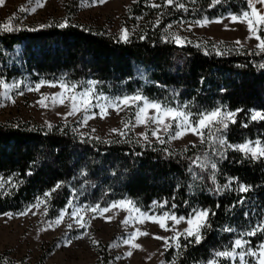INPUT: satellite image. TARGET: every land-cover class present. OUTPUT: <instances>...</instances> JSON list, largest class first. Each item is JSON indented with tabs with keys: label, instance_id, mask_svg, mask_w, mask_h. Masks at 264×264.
I'll use <instances>...</instances> for the list:
<instances>
[{
	"label": "trees",
	"instance_id": "1",
	"mask_svg": "<svg viewBox=\"0 0 264 264\" xmlns=\"http://www.w3.org/2000/svg\"><path fill=\"white\" fill-rule=\"evenodd\" d=\"M77 3L69 0L65 27L48 23L0 29V77L64 79L79 86L91 79L105 94L140 93L172 106H187L194 119L197 113L215 108L242 109L237 122L223 131V138L229 144L264 139V121L250 119L253 110L264 112V51L216 40H186L177 45L166 33L170 23L239 14L248 9V0L215 4L213 0H177L185 5L182 9L159 0V18L147 19L143 29L127 41L102 27L72 22ZM152 10L150 0H134L129 6L133 18L151 15ZM50 125L21 118L0 122V177L5 182L0 189V214L21 211L58 183L61 187L46 199L50 216L57 215L70 199L107 205L122 198L142 209L154 207V201H167L165 209L155 206L157 212L171 210L187 216L195 208H206L215 213L201 243L181 238L186 247L164 251V259L171 264L208 260L215 251L230 249L241 233L264 225V160L223 148L222 155L212 157L218 164L214 184L209 179L211 169L191 164L197 156L211 155L206 143L174 147L166 141L143 142L132 130L105 138L81 134L69 122ZM230 178L235 179L228 188L216 190ZM241 184L250 191L241 193ZM243 238L255 247L264 240V232ZM0 264L25 263L0 253ZM94 264H108V257Z\"/></svg>",
	"mask_w": 264,
	"mask_h": 264
},
{
	"label": "rangeland",
	"instance_id": "2",
	"mask_svg": "<svg viewBox=\"0 0 264 264\" xmlns=\"http://www.w3.org/2000/svg\"><path fill=\"white\" fill-rule=\"evenodd\" d=\"M133 1L134 0H104V2L101 3L100 0H78L77 10L70 18L72 22L86 24L92 27H102L108 33L116 34L119 37L121 35V30L127 29L128 36H130L133 32L142 30V26L146 24L147 19L153 22L159 18V11L156 10L158 7H154V10L150 12L151 15H146L145 17L135 16L133 18L129 11V6ZM39 3L43 6L36 7L34 0H3V3L0 4V29H3L2 25L7 23L8 18L12 17L13 14H15V19L11 22L12 29L19 27H34L48 23L62 24L68 21L66 16L69 8V0H39ZM152 4L160 5L159 0H150V6ZM21 6H25L29 10L20 11L19 9ZM256 6L258 9L264 10V6L259 4ZM32 8H35V11H31ZM244 11H250L249 7ZM229 14L233 13H226L218 17L208 18L211 21L222 19V22H212L204 27L197 26L195 21L170 23L166 27V33L173 39L178 35L183 41L216 40L231 42L236 46L257 47V40L255 38H248L249 32L247 25L244 23L230 22ZM190 24L192 26L189 30ZM236 41H240L241 43L236 44ZM0 79L4 80L9 85L19 84L18 88L11 87L8 90V95L11 99L0 95V122L12 118L30 120L42 125H50L62 121L73 124L74 129L85 135L107 138L114 134L120 135V132L126 133L128 130H132L138 139L145 142L139 134L147 131L149 136L148 141L156 140V138L150 135V129H146L143 125L130 126L128 129L124 128L125 122H129L130 124L134 123L131 120L132 110L130 109H123L117 112L109 108L108 114L103 118L98 114L94 118L88 119L85 124L83 123V113H77L72 116L66 115L69 112V106L67 104L52 105L49 103L48 107H42L37 103L42 95L50 96L61 91L58 86L51 87L50 84L75 83H70L64 79H39L34 81L27 76H16L9 80L0 77ZM41 81L45 83L41 85L38 91L30 90L35 89L36 85L40 84ZM89 81L95 82L94 80L88 79L80 87H88L89 85L87 82ZM92 87L95 93L102 97L114 99L124 96L102 93L97 89L96 83L92 85ZM3 91L4 89L0 88V93H3ZM134 94L136 93L127 95L131 96ZM91 111L99 112V110L95 108ZM88 115H91V112L88 113ZM113 129H117L118 131L113 132ZM161 138L174 147L200 142L199 137L191 133L175 140H169L167 134L161 133ZM256 139L264 141V139L259 137L246 140L254 141ZM39 199L45 201L40 204L39 208L31 207L36 203V199L34 203L28 205L21 211L5 212L13 214L11 217L4 215V213L0 214V253H5L6 256L15 260L17 263L94 264L98 259L103 261L104 257H108V264H171L163 257L164 251L166 250L164 240L154 237H171L173 233L161 229L156 223L147 221L144 224L135 225V227H139L142 231L149 234L139 237L136 241L141 245V248L130 249V246L122 243V238H126L127 234L134 230L132 224L125 225L121 223L128 215L126 211L113 209L108 213H104L103 216L96 214L95 218H93V213L81 212L80 214L85 217L86 226L84 228L76 225L71 215L66 214L63 222L56 225L53 222L62 209L67 207L70 213L77 207L85 208L95 206L97 203H78L70 199L72 201L71 206H69V200L67 204L58 211L57 215L50 216L48 215L45 197ZM121 200L129 199L122 198L111 201L107 205H98L107 207L113 202ZM150 209L157 212L155 206ZM142 210L148 211L149 209ZM22 212H27V214L20 215L19 213ZM177 215L180 216V214ZM106 217H110V219H106ZM50 224L52 225L51 227H49ZM69 224L73 225L71 229L68 228ZM186 226L185 223H181L177 226V229L182 230ZM237 238L240 237H236L235 239ZM93 240L99 243L93 244ZM110 244H115L117 246L109 247ZM129 250H131L132 255L126 256L125 252ZM237 251H239V249ZM117 257H119V259H117ZM208 260L193 264H206ZM228 264H239V261L238 259L236 261L229 260Z\"/></svg>",
	"mask_w": 264,
	"mask_h": 264
},
{
	"label": "snow or ice",
	"instance_id": "3",
	"mask_svg": "<svg viewBox=\"0 0 264 264\" xmlns=\"http://www.w3.org/2000/svg\"><path fill=\"white\" fill-rule=\"evenodd\" d=\"M36 7H42L43 5L39 3V0H34ZM101 3L104 0H100ZM219 0H213V4L218 3ZM3 0H0V4ZM257 4L264 6V0H248V6L250 11H243L239 15L229 14L230 22L232 23H244L247 25L249 32L248 38H255L257 40V48L264 51V10L258 9ZM164 5L168 7L184 8L183 3H177V0H164ZM210 7L212 5H209ZM151 7H160L158 4H152ZM20 11H28L29 9L25 6H21ZM31 11H35L32 8ZM15 19V14L8 18V22L3 24L4 30L12 31L11 22ZM216 22L221 23L222 19L211 21L208 18H203L201 20L195 21V24L200 27H204L209 23ZM159 23V21H157ZM60 27H65L66 24L62 23ZM191 24L189 25V30L191 29ZM143 39V37H141ZM120 39L127 41L128 32L127 29L121 30ZM175 43L177 45H182L184 41L180 36H175ZM236 44H240V41H236ZM44 81L37 84L35 89L39 90ZM88 87H80L77 84L59 83L50 84L51 87H59L61 91L59 93L52 94L50 96H41L40 100L37 102L42 107H48L49 103L55 104H67L69 106V112L66 114L68 116L76 115L77 113H83L84 119L83 123H87L88 119L94 118L96 115H100L103 118L108 114V109H114L119 112L123 109L132 110L131 120L134 122L130 124L129 122L124 123V128L128 129L130 126L143 125L146 129H150V135L156 138L159 143H165V140L161 138V133L167 134L169 140H175L182 138L188 133L196 135L200 139L201 144H207L209 146L211 155L207 152L201 157L197 156L192 159L191 164L193 166L200 167L202 170L211 169V174L209 179L215 184L216 182V170L218 167L217 161L213 159V156L222 155L221 149L230 148L234 151H238L243 156L249 157L252 160H264V141L260 139L256 140H246L239 144H229L225 138H223L222 133L229 126V123H236L237 113L243 111L242 109H236L235 111H227L221 108H215L211 111L199 112L196 114V118H193V113L188 109L187 106H172L165 104L156 100H151L140 93L134 95H124L117 98H107L97 95L94 91L92 85L95 84L93 81H89ZM11 87H19V84L9 85L4 80L0 79V88H3L4 97L11 99L8 95V90ZM22 94V93H20ZM14 102V101H13ZM98 109L99 112H92V109ZM91 112V115L88 113ZM252 121H264V112L253 111L250 115ZM247 127V124L243 125ZM51 127V125H49ZM113 132H117V129H113ZM120 135H125L124 132H120ZM143 140L148 141V132H143L139 134ZM217 145L219 147H217ZM195 146V145H193ZM30 174V173H29ZM196 179H201L193 173ZM235 178H230L229 183L223 187L217 186V191L224 190L230 186ZM12 177L8 178V183L11 184ZM5 185L2 177H0V189ZM13 187L15 185H12ZM61 187V184H57L54 189L50 192H45V199L51 196V193L57 188ZM241 193H246L250 191V187L241 184L238 189ZM44 200L37 198V201L31 207L39 208L40 204L44 203ZM243 200H241V203ZM72 201H69V206H71ZM153 204L160 208L165 209L167 201L165 202H153ZM176 206L173 204L171 208L174 209ZM113 209H120L126 211L128 215L125 217L122 224L128 225L132 224L134 230L127 234L126 238H122V243L124 245L130 246V249H139L141 245L136 241L141 236H147L149 233L142 231L139 227H135L137 224H144L147 221L156 223L159 227L165 231H171L173 235L171 237H160L156 236L154 238L164 240L165 249L169 247H175L177 250L187 245H181V238L188 240L189 243L195 242L196 244L201 243L203 240V232L205 229L210 227V216L215 215V213L210 212L206 208H195L187 216H178L174 211L163 210L160 212H154L152 209L148 211L142 210L136 203L131 200H121L113 202L107 207H101L100 205L89 206L85 208H75L70 213L68 208L62 209L58 217L53 222L59 225L63 222L66 214H70L73 221L79 227L84 228L86 226L85 217L81 215V212L93 213V218L96 214L103 216L104 213H108ZM20 215H25L27 212L19 213ZM35 214V213H33ZM4 215L11 217L13 214L4 213ZM247 215V213H246ZM110 219V217H106ZM171 222V223H170ZM181 223H185L187 226L182 230H178L177 226ZM52 225L50 224L49 227ZM72 224L68 225L71 229ZM225 231H232L231 228H226ZM257 232H264V225H258L247 233H241L240 238L234 240L230 249L215 251L213 258L209 259L206 264H220L221 259L236 261L238 259L239 264H264V241H261L258 245L253 247L251 243L245 239L243 236H254ZM70 242V241H69ZM93 244H98L96 240L92 241ZM117 246L115 244H110L109 247ZM239 249V251H237ZM126 256H131V250L125 252ZM250 258V259H249ZM119 259V257H117Z\"/></svg>",
	"mask_w": 264,
	"mask_h": 264
}]
</instances>
